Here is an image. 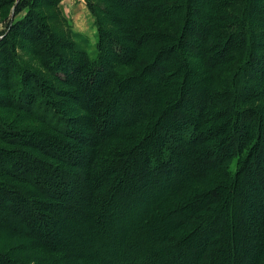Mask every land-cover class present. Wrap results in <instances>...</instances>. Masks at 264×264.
<instances>
[{
  "label": "trees",
  "instance_id": "obj_1",
  "mask_svg": "<svg viewBox=\"0 0 264 264\" xmlns=\"http://www.w3.org/2000/svg\"><path fill=\"white\" fill-rule=\"evenodd\" d=\"M39 1L14 0L12 7L15 14L28 8L30 28L33 27L45 47L43 57L53 75L69 82L84 67L88 68V76L81 80L88 90L83 89L84 100L97 101L88 111L92 123L99 124L94 133H100L92 138L91 145L106 141L134 142L124 148L110 144L111 157L105 156L107 164L94 174L95 179L96 174L105 177L112 169L121 171L113 176L112 187L116 189L126 176H135L132 180L137 188L131 192V198L117 197L112 209L118 218L123 215L127 218L137 205L143 204L146 194L153 193V188L147 191L152 184L161 187L159 193L147 197V210L130 234L135 248L121 259H126V264H179L177 251L186 249L191 238L199 235L201 239L192 263L228 264V247L237 240L246 217L242 212L247 209L245 205H262L264 213V108L248 106L264 92L261 88L264 85V0H107L101 12H96L95 0H86L98 28V53L92 60L62 29L59 36L49 34L47 30L53 27L45 28L41 20L44 16L36 14ZM18 26L10 28L6 24L7 31L14 34L18 33ZM51 36L62 46V52L49 45ZM3 43L6 39L0 41V48ZM10 60L12 65H18L17 55L12 53ZM133 64L135 73L125 75L120 70L123 65ZM8 75L12 82L10 92L15 93L20 82ZM188 81L194 88L198 86V93H187ZM40 82L37 80L39 86L31 85V93L25 98L23 95L28 93L22 87L14 107L30 112L35 107L33 114L54 130L64 136L73 135L76 131L70 120L52 113V104L42 102L36 106L34 103L36 94L43 96ZM130 127L135 131L125 134V129ZM15 154L0 152V176L33 186L45 194L48 193L45 185L65 179L70 193L77 195L78 186L83 183H78L79 179L68 170L51 174L52 166L40 162L33 154ZM178 156L183 157L179 167ZM84 160L88 164L90 157L83 156L81 162ZM194 184L198 185L195 189ZM223 192L228 193L229 205L232 208L234 204L235 209L228 221L219 215L225 206L221 201ZM25 193L21 188L11 193L0 190V209L4 206L8 212L7 215L0 213V230L31 237L37 233L35 224L39 220L42 227L46 223L50 225L43 228L44 235L55 244L61 242L57 237L66 218L62 216V206H55L54 217L47 218L32 209L33 204ZM210 203L215 206L210 208ZM151 212L159 220L174 218V221L168 229L150 228L146 215ZM12 217L19 223H13ZM154 223H158L156 219ZM213 226L216 230L210 232ZM224 233L228 235L227 240L222 238ZM105 241L102 235L94 243ZM124 249L129 250L127 246ZM91 253L104 259L103 250ZM4 260L0 255V261ZM260 263L264 264L262 260Z\"/></svg>",
  "mask_w": 264,
  "mask_h": 264
},
{
  "label": "rangeland",
  "instance_id": "obj_2",
  "mask_svg": "<svg viewBox=\"0 0 264 264\" xmlns=\"http://www.w3.org/2000/svg\"><path fill=\"white\" fill-rule=\"evenodd\" d=\"M107 2V0H95V4L98 7V10H96V5L94 6L96 12L104 10ZM39 3L36 14L40 13L44 16V19L41 20L45 28H48V26L53 27L51 28L52 30H47L49 34L59 36L62 29V32L68 35L69 40L75 46L86 52L90 60L97 57L98 28L94 15L87 7L86 0H53L52 3L51 0H40ZM14 4V0H0V33H2L0 34V41L4 42L6 39V43H3V47L0 48V152L5 153V155L7 152L12 153V155H16L15 153L18 152L31 153L40 162L52 166L51 174L65 169L79 179L80 182L78 183L83 184L78 186V193L74 196L73 193H70L67 181L62 179V182L45 185V190L46 188L48 189V193L45 194L44 192L39 193L33 186L12 181L13 178L10 179L7 176H0V190H7V192L11 193L13 190L21 188L26 192L24 196L28 197V200L32 202V209L35 212L38 210L40 215L53 218L52 209L58 205L62 206V216L65 215L66 217L62 222V224L65 223L62 225V231L58 233L57 237L62 239L61 242L59 241L60 244H55L54 240L44 235L43 228L50 225L46 223L42 227L39 220L35 224L37 229L35 236H17L18 233L9 234L0 230V255L5 259V263L0 261V264H7L6 262H13L14 264H113L112 261L115 264H126L127 260L121 258L129 254L136 244L131 237L132 235H130L132 228L141 222L139 217L143 218V214L147 210L149 205L147 197L154 195L156 192L159 193L161 187H154L156 184H152V187L147 191L153 188V193H148L143 197L146 198L143 204L137 205V209L132 211L127 218L124 215L118 218V213L112 209V203L120 196L131 198V192L137 188V184H133L132 180L135 176H126L118 189H116L112 187L115 182L113 176L114 173H121V171L117 170L115 172L112 169L105 177L103 175L98 177L96 174V180L94 179V174L100 167L107 164L108 161L105 156L111 157L108 152V149L111 148L110 144H114L118 148H124L131 147L134 142L130 140L116 141V143L114 141H106L107 144L97 145L95 142L91 145L93 142L92 138H96L100 133H94L99 124L92 123L90 120L91 113L88 111L97 101L84 100L86 93L83 89L86 92L88 90L86 89L87 85L84 87L81 80L85 78V75L88 76V68L84 67L83 72L79 71L78 75L71 77L69 82L62 81L60 76L53 75L52 71L50 72L47 69L46 59L43 57L45 52L42 49L45 47L37 39L33 27L30 28L31 24L26 16L29 14L28 8L15 14L12 7ZM55 8H57L60 17ZM5 23L10 25V28L19 24L18 33L14 34L7 31ZM9 33L11 34L10 36ZM62 40L68 42L63 36ZM48 43L53 49L58 50L60 48L59 51L62 52V46H59V43L52 36ZM12 53L18 57V65L16 66L11 64ZM112 57L113 55L110 53L109 58L112 59ZM137 61L139 63V60ZM134 64L132 66L123 65L120 70L125 75L131 72L135 73L136 66ZM197 65L202 66V63ZM8 74L16 77V80L18 79L20 82L15 93L10 92L12 82L9 81ZM37 80L41 81L43 96L40 97L36 94L34 103L36 106H39L42 102L47 105L52 104L54 106L52 113L56 112L58 114L57 117L63 120H70L69 124L76 131L73 135L64 136L54 130L48 123L33 114V110H36L35 107H33L32 112L14 107L13 104L16 103L15 100L21 88L25 86L26 93H28L23 95L25 98L30 95L32 84L39 86ZM23 82L24 85L22 86ZM195 87L191 86L188 81L186 85L187 93H198V86ZM261 88H264V85ZM184 101H187V99ZM253 105H260L264 108V92L260 99L248 103L249 107ZM48 116L50 119L52 118L49 114ZM120 121L124 120L121 119ZM125 130V134L127 132L131 134L133 133L132 131H135L131 127ZM37 140H43L44 142L40 143ZM58 142L60 144L56 145ZM51 152L54 155L50 154ZM86 155L90 157L88 164H86L85 160L81 162L83 156ZM182 158L180 156L176 157L178 167L182 163ZM192 186L195 189L198 185L194 184ZM186 188L188 189L189 187L187 186ZM221 195V201H224L225 206L219 215L228 221L234 213V204L231 208L227 192H223ZM248 204L245 205L247 209L244 208V211H242L246 214V217L243 220L239 234L236 236L237 240H234L233 244L228 247V264H235L234 261L238 264H261L260 260L264 263V213L261 211L262 205L253 206L250 203ZM209 206L213 208L215 203H210ZM235 208L237 209L238 205ZM102 209L105 210L100 212ZM0 210V213L7 215L8 212L4 206ZM100 215L101 217L99 218ZM146 216L148 218L147 224L150 228L159 229L162 227L163 229H168L174 221V218L171 221L159 220V216L153 212ZM154 219L158 223H154ZM142 220L145 222L144 219ZM12 222L19 223L18 219L14 217H12ZM250 222L253 224H250ZM257 228L260 229V232H258ZM209 230L212 232L216 229L213 226ZM25 231L29 232L27 228ZM222 232L220 230V233ZM102 235L105 236L106 243L95 244L96 237L98 238ZM213 236L215 235L213 234ZM226 236L228 235L224 233L222 238L227 240ZM199 239L201 237L195 235L191 238L186 249L177 251V253L180 252L178 254L179 264H193L192 258ZM51 243H54V245ZM191 243L192 245H190ZM126 246L129 248L128 252L124 249ZM96 249L104 251V259L92 256L91 252ZM162 256L169 257L167 254Z\"/></svg>",
  "mask_w": 264,
  "mask_h": 264
}]
</instances>
